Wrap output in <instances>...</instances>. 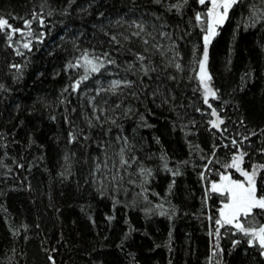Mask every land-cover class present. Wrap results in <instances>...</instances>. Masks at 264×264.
Returning <instances> with one entry per match:
<instances>
[{
	"label": "trees",
	"instance_id": "1",
	"mask_svg": "<svg viewBox=\"0 0 264 264\" xmlns=\"http://www.w3.org/2000/svg\"><path fill=\"white\" fill-rule=\"evenodd\" d=\"M210 8L0 0L24 33L0 31V264H264L257 242L215 223L227 200L210 190L243 177L225 167L233 155L264 165V0H238L208 44L206 104ZM255 178L264 195V168ZM242 220L258 228L264 213Z\"/></svg>",
	"mask_w": 264,
	"mask_h": 264
},
{
	"label": "snow or ice",
	"instance_id": "2",
	"mask_svg": "<svg viewBox=\"0 0 264 264\" xmlns=\"http://www.w3.org/2000/svg\"><path fill=\"white\" fill-rule=\"evenodd\" d=\"M209 2V0H199L200 4H205ZM238 0H210L211 8L207 11V16L211 18V23L208 25L207 34L204 36V51H203V59L199 61V72L198 77L200 80V84L203 86L204 90V102L208 103L209 97H216V91L210 86L211 75L207 72V60H208V50L207 46L211 41V37L215 35V28L217 25H220L227 18L228 11L230 8L236 4ZM38 15H35L33 19H38ZM195 19L197 21H201V14H197ZM25 27L30 28L31 21H25ZM42 24L43 21L40 20ZM139 27V25H137ZM5 29L9 30L8 40L11 41L14 34L19 32L21 35H24L23 31L19 28L13 27L7 19L0 18V31H4ZM29 36L32 35L31 31L27 33ZM115 39V37H113ZM147 43V41H145ZM24 48H29V43L23 44ZM18 55H21L19 51H17ZM105 58H107V54H105ZM139 60H144V56H139ZM85 64L89 66V70L91 72H99L102 67H104L103 60H99V62H94L91 59H88L87 55L84 57ZM108 63H114V61L109 60ZM13 67H18L17 65H13ZM175 67L179 69L180 64H176ZM147 70L145 69V72ZM87 75L83 77V79H87ZM79 81L76 82L74 88L79 87ZM122 82L121 81H113L112 88L113 90L118 87ZM126 85L131 82H124ZM211 108V105L209 104ZM212 115L216 116L217 119L211 121L213 127L219 128L221 124L224 123L213 109ZM99 119V117H97ZM233 145H236V141L233 140ZM246 153L240 152L238 155H233L231 157V163L225 165L227 168L235 169L240 173L241 176L245 178L244 181L234 180L231 175L220 174V182L212 183L211 191L220 194L225 197L227 202L224 204L223 208L219 210V218L216 219L215 223L224 227L225 225L232 226L237 229L239 232L243 233L245 236L250 237L249 243L257 242L261 249H264V225L259 226L258 228L255 226L245 227V223L242 222L247 221L249 216H254L257 214V210L259 212L264 213V195H258L256 180L255 177L257 175V171L260 168H264V165L254 166L252 171L249 172L242 167L244 156ZM211 162V161H210ZM123 163L127 164L128 161L124 160ZM216 235H219V228H217ZM236 243H239L238 241ZM51 259V257H49ZM53 264L55 262L53 261Z\"/></svg>",
	"mask_w": 264,
	"mask_h": 264
},
{
	"label": "rangeland",
	"instance_id": "3",
	"mask_svg": "<svg viewBox=\"0 0 264 264\" xmlns=\"http://www.w3.org/2000/svg\"><path fill=\"white\" fill-rule=\"evenodd\" d=\"M210 1V0H209ZM211 4V3H210ZM226 20V19H225ZM225 20H224V22H225ZM223 22V23H224ZM222 23V24H223ZM222 24H220V25H222ZM220 25H217L216 26V28H215V35H216V33H217V31H218V28H219V26ZM215 35H213L212 37H211V39L215 36ZM166 50H167V52H169V53H174L173 55H174V57H176V54H175V51L173 50V46L171 47V46H168L167 48H165ZM173 55H171V57L173 56ZM113 81H121V80H119V79H117V78H115V77H113V79L110 81V82H106V81H100V82H98L97 83V88H103V87H110V88H112V82ZM122 82V81H121ZM123 84V82L119 85V86H121ZM118 86V87H119ZM118 87H116V88H118ZM210 98V97H209ZM226 175H231V177H232V179H234V180H241V181H244L245 180V178L244 177H240V178H238V179H235L234 177H233V175H232V173L231 172H229L228 174H226ZM255 180H256V178H255ZM220 182V181H219ZM218 182V183H219ZM224 204L225 203H223L222 204V206H221V208H223V206H224ZM220 208V209H221ZM243 222V221H242Z\"/></svg>",
	"mask_w": 264,
	"mask_h": 264
},
{
	"label": "flooded vegetation",
	"instance_id": "4",
	"mask_svg": "<svg viewBox=\"0 0 264 264\" xmlns=\"http://www.w3.org/2000/svg\"><path fill=\"white\" fill-rule=\"evenodd\" d=\"M241 219H243V218H241ZM243 221V220H242Z\"/></svg>",
	"mask_w": 264,
	"mask_h": 264
}]
</instances>
